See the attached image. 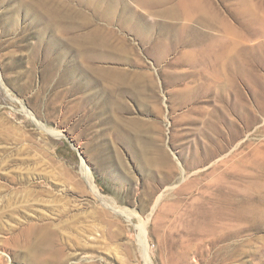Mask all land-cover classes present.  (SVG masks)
<instances>
[{
  "label": "rangeland",
  "instance_id": "obj_1",
  "mask_svg": "<svg viewBox=\"0 0 264 264\" xmlns=\"http://www.w3.org/2000/svg\"><path fill=\"white\" fill-rule=\"evenodd\" d=\"M0 264H264V0H0Z\"/></svg>",
  "mask_w": 264,
  "mask_h": 264
},
{
  "label": "bare ground",
  "instance_id": "obj_2",
  "mask_svg": "<svg viewBox=\"0 0 264 264\" xmlns=\"http://www.w3.org/2000/svg\"><path fill=\"white\" fill-rule=\"evenodd\" d=\"M147 2H149V3H151V4H153V5H165L166 3H168V1L169 0H146ZM194 9H198V7L197 6H194ZM255 17V16H254ZM255 18H259V16H258V14L256 13V17ZM256 20H258V19H256ZM260 21V20H259ZM263 24V23H262ZM87 40L89 41V42H95V41H101L102 39H101V37L100 36H98L97 34H93V35H91V36H89V37H87ZM104 40V39H103ZM93 44V43H92ZM97 44V43H96ZM96 72L99 74V78H100V80H102V81H104V82H111V83H113L114 85H117V84H123V83H126L125 82V78L122 76H120V74H116V72L114 73V72H112V71H106V70H104V69H97L96 70ZM110 83V84H111ZM132 84V83H131ZM256 84L257 85H260V81H259V79H257L256 78ZM127 85V84H126ZM131 86H133V85H131ZM116 87V86H115ZM114 106H115V108H119V107H121V105H120V103H118V102H116L115 104H114ZM130 128H129V130H131V133H129L131 136L129 137V139H131L132 141L131 142H133V143H135L136 145L138 144V146H139V156L140 157H142V156H145V155H147V150H148V148L146 147V146H143V145H145V143H140V139H139V136H138V132H139V130L141 129H139V126L136 124V123H134V122H132L131 124H130ZM141 126H142V124H141ZM144 127V126H143ZM61 135L59 134H57V137H60ZM62 137H63V135H62ZM148 142V141H147ZM146 142V143H147ZM148 145H151V143H147ZM152 146V145H151ZM153 147V146H152ZM138 149V148H137ZM137 151V150H136ZM149 151V150H148ZM150 151H152L151 149H150ZM149 151V152H150ZM149 154V153H148ZM152 155L153 156H150L151 157V160H152V162L153 163H155V164H159V166L160 167H163V168H165V169H167V168H169V170H170V168H171V162H170V160H169V158H168V155L163 151V149L162 148H156V150L155 149H153V152H152ZM147 158V157H146ZM144 159V158H143ZM148 159V158H147ZM145 161H143V163H144ZM151 162V163H152ZM145 164H146V162H145ZM149 165V164H148ZM156 165V166H157ZM152 166V165H151ZM168 173H169V171H168ZM170 177V176H169ZM168 178V177H167ZM90 185V184H89ZM93 188V187H92ZM97 192V191H96ZM143 236H144V233L142 234ZM144 238V237H143Z\"/></svg>",
  "mask_w": 264,
  "mask_h": 264
}]
</instances>
